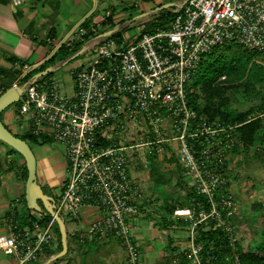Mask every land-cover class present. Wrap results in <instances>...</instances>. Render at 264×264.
Here are the masks:
<instances>
[{
  "label": "built area",
  "instance_id": "1",
  "mask_svg": "<svg viewBox=\"0 0 264 264\" xmlns=\"http://www.w3.org/2000/svg\"><path fill=\"white\" fill-rule=\"evenodd\" d=\"M25 1L10 0L14 6ZM85 32L79 27L75 34ZM227 44L264 52V0H185L167 22L140 31L130 42L101 37L86 53L88 63L73 72L72 94L62 93L54 77L22 86L16 110L28 132L63 147L67 175L54 212L72 220L84 206L102 212L79 240L116 236L126 253L124 264H141L132 233L139 190L129 157L160 152L165 145L175 148L182 174L208 204L173 210L190 224L187 263L203 264L200 223L212 219L213 226L230 229L225 219L235 204L224 169L229 151L241 142L238 125L199 116L188 105L187 90L202 58ZM54 222L51 216L40 224L38 217L28 226L11 227L0 233V251L15 256L17 264L37 260L56 240Z\"/></svg>",
  "mask_w": 264,
  "mask_h": 264
},
{
  "label": "crops",
  "instance_id": "2",
  "mask_svg": "<svg viewBox=\"0 0 264 264\" xmlns=\"http://www.w3.org/2000/svg\"><path fill=\"white\" fill-rule=\"evenodd\" d=\"M184 1L26 0L20 5L14 6L10 0H0V58L5 62L0 64L5 67L12 66L5 59V56H12L18 60L15 65L23 63L22 66L26 68L23 72H26L42 63L61 43H72L74 39L70 40V36L72 34L76 36L75 32L79 27L86 30L84 35L88 34L90 37H96L94 46L99 42L101 36L107 34V31L112 28H115L116 32L119 31V38L123 37L126 42H130L138 36L139 32L126 37L125 32L121 30L124 26V19L129 17L127 14L128 8H136L133 11L134 14H142L151 10L155 5L158 8L168 5L172 7L171 17ZM168 20L164 19L163 21L167 22ZM113 25H116V27ZM58 43L59 45H57ZM30 59L32 61L28 62ZM88 61V54H85L81 59L74 55L70 61L62 64L68 77L66 79L68 82L66 89L62 86V80L57 75L51 73L47 77H54L58 81L62 93L72 94L74 91L73 72L85 66ZM255 119H261L264 122V110L251 113L246 122ZM1 120L6 128L14 134L29 133L27 121L19 115H14L11 111H4L1 114ZM262 130L255 133L256 139L262 138ZM42 136L49 137L41 135L38 136V140ZM0 142V233H6L11 227L19 229L30 225L32 220L41 217V215L36 210L26 211L24 200L25 180L21 176L24 164L22 156L16 152H11L7 144ZM33 143L37 146L43 144V142ZM240 145H242V141ZM250 147V150H252L253 144ZM237 150L241 151L240 148H236L234 152ZM151 155L154 156L153 160L158 165L157 171L163 173L165 178L170 176L171 165L166 161L164 162L166 157L170 156V153L165 149L149 155L141 152L131 154L129 157L130 176L139 190L137 198H141L144 204L148 201L150 193L144 196L146 192H144L143 187L149 185L148 181L157 184L153 179L154 175L151 174ZM34 156L36 159L37 182L50 193L59 189L67 175L63 152L62 155L52 153ZM137 156H143L144 158V166L141 168L133 161ZM238 157L239 159L244 158V156L242 158L241 156ZM167 179L169 181V177ZM19 202L22 203V206L21 203L18 204ZM145 207H139L138 214L132 219V233L140 250L141 264H156L167 257L170 258L172 247L180 246L183 241H181L182 237L180 235L171 233L169 228L153 227V217H159L160 214L156 213L155 216L151 214V216L146 217ZM28 214L32 218L26 217ZM101 214V210L92 206H84L80 209L79 218L77 220L71 219L72 221L69 224L67 239L69 252L64 259L56 264H124L126 253L121 243L110 241L111 237L117 238L116 236H109L105 239L86 236L83 241L77 237ZM117 240L119 241L118 238ZM55 246L56 240L49 247V250H53ZM70 252H72L71 255ZM46 256V251H44L37 260L25 262L24 264H44ZM177 261V259H173L174 264H177ZM17 262L18 259L15 256H8L0 252V264H17Z\"/></svg>",
  "mask_w": 264,
  "mask_h": 264
},
{
  "label": "rangeland",
  "instance_id": "3",
  "mask_svg": "<svg viewBox=\"0 0 264 264\" xmlns=\"http://www.w3.org/2000/svg\"><path fill=\"white\" fill-rule=\"evenodd\" d=\"M134 10H136V8H128L127 14L129 15V17L127 19H124V26L121 28V30L125 32L126 37H130L134 33H138L142 30L151 29L153 25L158 23V19L161 14H165V16L171 14L172 7H169L167 5L158 8V6L155 5L151 8V10L142 14H134ZM71 39L81 40L83 42L84 50L77 54V58L81 59L85 56L86 53L89 54L92 51L96 37H90V35L88 34L85 36L76 37L74 34H72L70 36V40ZM57 45H59V43ZM228 58L229 56L227 55L220 57L219 60L216 61L211 68H209V65H207V68H209L207 69V71H209V73L204 71H202V73H204L205 75H212L214 77H217L221 72L228 71ZM255 59L259 62H264V52L256 54ZM31 61L32 59H30L28 62ZM57 61L58 60L55 59L53 63L52 73L53 75H57V77L62 80V86L66 89L68 85L66 79L68 77L65 74L63 65ZM0 63L5 62L0 58ZM16 66L17 67H12L14 69L11 68L15 76L13 79L14 82H16L19 73L23 72V70L26 69L22 66V64H17ZM6 68H8V66ZM211 69H213L214 71ZM201 76L202 75H200V77ZM238 81L239 80L237 79L225 80V78H222L221 75L220 77L215 78L210 86L200 89V91L198 92V99L202 103H204L205 101H211L214 104H217L220 101L226 102L230 108L235 107L236 110L246 109L250 105L256 107V105L259 103L261 94L251 92L247 88H242V91L235 90L237 88L236 84L238 83ZM257 89H260L259 92H263V88L257 87ZM17 104L18 100L7 106L3 110V112L11 111L14 115L18 116L16 110ZM259 111L262 110L256 109L252 113ZM208 120L211 121L213 119ZM262 129H260L262 130V138L256 139V141L253 143L252 150H250V147L249 150L245 152L243 145H240L241 142L236 147L237 149L240 148L241 151L237 150L234 152V150L236 149H234V147L236 145L231 148L228 153V159L226 161L224 169L226 173V187L232 195L235 204L233 218L226 219V224L230 228L228 232L229 236H231L230 240L232 244H234V242L238 244L242 251L246 250L247 248H253V240L256 238L261 225V213L264 212V124ZM29 145L32 149V152L36 156L38 154L46 155L52 153H59L62 155L63 152L62 145L54 141L51 137H48L42 145L37 146L33 142H29ZM165 150L170 153V156L166 157V159L164 160V162L166 161V163L171 165V168L169 170L170 176H167L169 177V181H167V183H165L164 185L153 184L148 181L149 185L143 187L144 192H146L144 193V196L150 193L148 201H146V204L143 203V200L141 198H137L135 201L138 207H145L146 205V207L144 208L146 210V217L151 216V214H154V216L156 215V213L160 214L159 217H153V227H163L165 229L169 228V231L171 233H177L182 237L181 241H183V243L180 246H171V257L169 258L170 262L168 264H174L173 259L178 260L179 257V259L181 260V256L184 254L190 224L188 220L180 217H174L172 214L175 208L181 207L177 205V203L179 201H182L185 197L187 187H192L189 183L191 181L190 177L182 174L180 166L177 163L175 148L170 145H165ZM238 156H241V158L244 156V158L239 159ZM60 160H62V158H60ZM133 161L140 168L144 166L143 156H137L135 159H133ZM42 189L44 192L50 194V196L52 197V203L57 200V195L60 192V187L59 189L51 193L48 192L46 188L42 187ZM158 200L159 202H157ZM20 203L21 202H19L18 204ZM63 219L65 230L68 234L69 224L72 220L67 216H64ZM162 219L168 221L166 226H164ZM209 226L210 224L207 220V223L203 225V227L207 228ZM52 231L54 232L56 237L57 234L60 235L59 226L56 221L52 225ZM110 241L120 243L115 237H111ZM66 243L68 251L66 250L67 252L63 254L64 258L69 252L68 240L66 241ZM234 247L237 246L234 245ZM71 253L72 252H70V255ZM235 254L237 253L235 252ZM8 256L11 255L8 254ZM177 264H185V262L177 261Z\"/></svg>",
  "mask_w": 264,
  "mask_h": 264
},
{
  "label": "trees",
  "instance_id": "4",
  "mask_svg": "<svg viewBox=\"0 0 264 264\" xmlns=\"http://www.w3.org/2000/svg\"><path fill=\"white\" fill-rule=\"evenodd\" d=\"M159 8H161V6ZM170 15L165 16V14H161L158 19V23L153 25L150 30H152L155 26L161 25L164 22V19L168 20L170 18ZM113 26L116 27V25ZM109 35H112L113 37H116L118 39L119 31L116 32V29L112 28L111 30L107 31V34H104L101 37ZM83 50L84 46L81 40H73L70 44L61 43L57 47V49L42 63L29 69L26 72H20L17 77L16 83L18 85L24 86L28 83H31L32 81L45 79L47 76L51 75L55 59H57V62H59L60 64H64L70 61L74 55L82 52ZM258 53L260 52L247 50L238 44H227L215 48L211 53L205 55L202 58L199 65L194 70L187 88L188 105L195 109L199 116L208 119L219 120L224 123L239 124L237 126V131L241 138L240 140L242 141L245 152H247L250 146L256 141L255 133L263 128L264 123L261 119H255L246 122L248 116L254 110H264V62H259L255 59V55ZM226 55L229 56L227 60L228 71L221 72L217 77H214L212 75H205L204 73H202V71L209 73L207 69L211 68L212 65L219 60L220 57ZM5 58L8 59L6 61H8L12 66L6 68L5 66L0 64V93L10 87L14 82L13 79L15 76L11 68L17 67L15 65V62L18 61L12 56H5ZM19 64L23 65V63ZM207 65H209V68H207ZM46 67H50V71L42 76H37V73L45 69ZM200 75L202 76L200 77ZM221 75H224L223 78H225V80H239L236 84L237 88L235 90L242 91V88H247L249 91L255 92L256 94L260 93L261 96L256 107L250 105L246 109L236 110L235 107L230 108L226 102L222 101L218 102L217 104H214L211 101H205L204 103L200 102L198 99V92L200 91V89L207 88L215 78H218ZM257 87L263 88V92H259L260 89L258 90ZM2 112L3 111H1L0 115L2 114ZM15 135L23 140H26L27 142H44L45 140H47V137L45 136H42L40 140H38V136L32 135L30 133ZM237 146L238 145H236L234 149ZM9 150L11 152L18 153L14 148L10 146ZM150 159L151 174L154 175L153 179L155 183L162 185L167 183L168 179L165 178L164 174L160 171H157L158 165L153 160L154 156L151 155ZM26 175L27 170L25 164H23L21 176L24 180L26 179ZM24 200L26 211L30 212V210H34L26 195H24ZM197 202H201L205 207H207L208 205L203 196L198 195L192 188L187 187L185 197L182 201H179L177 205L181 207H187L191 205L194 206L197 204ZM37 203L40 207V224H45L51 216L44 209L41 200H37ZM26 217L32 218L29 214ZM230 218L232 219L233 215L226 219ZM261 218L262 220L259 232L256 235V238L253 240V248H247L244 251H242L239 245L235 242L234 244H232L230 240L231 236H229L228 230H226L222 226H213V222L211 219H208L210 226L207 228L203 227V225H205L207 222L200 224L198 227V240L202 242V249L200 254L203 264H264V212L261 213ZM162 220L164 226H166L168 221L164 219ZM67 237L68 234L66 232V239ZM234 245H236L237 247H234ZM61 249L62 245L60 241V235L57 234L55 248L53 250H49V247L45 248L47 254L45 264H56L57 262L64 259V255L50 258L51 255H56ZM235 252L237 254H235ZM178 261H184L185 264H188L184 254L181 256V260L178 257ZM169 262L170 260L167 257L166 259L159 261L156 264H168Z\"/></svg>",
  "mask_w": 264,
  "mask_h": 264
},
{
  "label": "water",
  "instance_id": "5",
  "mask_svg": "<svg viewBox=\"0 0 264 264\" xmlns=\"http://www.w3.org/2000/svg\"><path fill=\"white\" fill-rule=\"evenodd\" d=\"M50 69H51L50 67H46L45 69L39 71L37 73V76L44 75L45 73L50 71ZM21 92H22V86L18 84H13L7 89H5L2 93H0V113L7 106L17 101L19 93ZM0 141L14 148L22 156L24 160V164L27 170V175L24 183L25 195L28 201L33 206V209L39 211L40 207L37 203V200H41L44 209L51 216H54L55 221L59 226L62 249L56 255H51L50 258L65 254L67 250V243H66V230H65L64 220L61 216H59L54 212L52 197L49 194H46L43 191L41 185L37 182L36 159L34 153L32 152V149L30 148L26 140L21 139L20 137L16 136L13 132H11L6 128V126L3 124L1 120V115H0Z\"/></svg>",
  "mask_w": 264,
  "mask_h": 264
}]
</instances>
